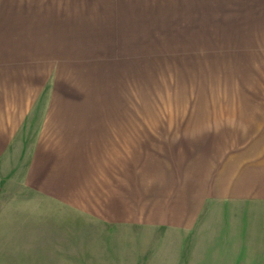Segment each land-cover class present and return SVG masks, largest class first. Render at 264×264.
Masks as SVG:
<instances>
[{
  "label": "rangeland",
  "instance_id": "374dc122",
  "mask_svg": "<svg viewBox=\"0 0 264 264\" xmlns=\"http://www.w3.org/2000/svg\"><path fill=\"white\" fill-rule=\"evenodd\" d=\"M58 78L68 94L69 85L80 92L74 94L77 104L61 101L59 111L70 106L85 112L82 126H143L173 132L145 135L148 139L137 142L145 147L142 164H136L139 178L158 181L154 185L162 194L159 222L163 226L80 220L60 211L53 199L41 207L40 217L33 221L68 224L71 229L65 239L74 235L85 240L84 245L98 240L95 248L81 246L87 257L95 249L98 255L108 252L107 260L95 256L94 261L86 258L80 264H185L186 255L199 259L200 251L207 248L206 253L223 254L226 259L264 256V203L256 204L253 214L242 204V213L233 216L229 202H224L201 238L200 199L185 181L187 176L191 187L200 166L199 146L187 142L200 136L176 135L203 126L212 117L208 107L215 100L226 112V100L264 94V0H0L1 98L9 100L24 91L33 101L25 114L15 117L18 109L9 100L13 113L0 119V123L11 122V140L3 145L8 149L0 151L4 168L0 194L32 195L33 188L23 183L29 168L38 169L39 159L46 172L56 173V151L29 147H39L37 140L49 136V129H43L49 128L46 112ZM156 137L162 138L160 145L155 144ZM243 139L228 136L232 143ZM136 149L131 148L133 158ZM191 152L195 158H189ZM34 175L29 183L38 186ZM10 185L19 190L5 191ZM126 186L131 200L140 198L135 190L142 182ZM179 209L190 214L183 222L178 219L184 214ZM191 222L193 228L180 225ZM100 239L110 247L100 246ZM201 240L208 241L209 247L202 248Z\"/></svg>",
  "mask_w": 264,
  "mask_h": 264
},
{
  "label": "crops",
  "instance_id": "0c3cea01",
  "mask_svg": "<svg viewBox=\"0 0 264 264\" xmlns=\"http://www.w3.org/2000/svg\"><path fill=\"white\" fill-rule=\"evenodd\" d=\"M55 17L61 19L58 14H55ZM40 18L45 20L46 15H40ZM71 18L79 22L87 21V17L71 15ZM95 23L91 26L93 37L96 34ZM35 24L42 27L40 22ZM82 27L75 29L80 31ZM250 50L253 49L250 47ZM56 81L51 98L52 106L50 112H46L49 128L43 129L44 132L49 129V136L47 139L37 140L39 147H29L30 150L56 151V173L48 170L46 172V165L39 159L38 169L34 171L29 168L28 178L25 184L23 183L26 187L33 188L32 195L0 194V264H80L81 260L86 258L89 262L94 261L92 257L95 256L107 260L106 251H101L102 255H98L95 249L88 257L86 252L82 253L81 246L85 240L74 235L65 239V234L71 229L68 224L33 221L40 217L41 207L49 203V199L56 201L60 211L78 216L80 220L86 217L87 221H99L107 225H138L149 228L163 226V223L159 222L160 210L163 209L159 201L162 194L154 185L158 181L153 180L152 184L150 180L139 178L136 164H142L140 157L145 147L142 145L144 143L137 142L148 139L145 135L168 136L173 135V132L169 134L165 129L143 126H82L81 120L87 119L85 112L70 106H65L59 111L61 101L77 104V96L74 94L79 95L80 92H75L74 86L69 85L72 88L68 86L70 95L64 91L63 81L59 78ZM26 84L27 82L23 83L24 86ZM101 86L104 88L106 85L101 83ZM1 91L7 97L3 88ZM20 95L10 96L9 99L12 107L18 109L15 117L25 114L33 102L24 96L26 92L22 91ZM28 97L32 98V95L28 94ZM71 98H74L73 101ZM9 100H2L0 94V119L13 113L12 107H8ZM208 108L212 111V117L208 118L203 126L185 128L184 133L176 134L200 136L190 138L187 142V145L199 146L200 166L196 178L190 184L191 187L187 185V176L185 181L187 189L196 199H200L201 238L210 226L208 222H212L218 215L224 202H229L233 216L234 213H242V204L248 207L245 210L252 213L256 204L264 203V94L239 95L232 100H226V112L217 100ZM10 125V121L4 120L0 123V127L4 129V132L0 133V151L8 149L3 145L11 140ZM127 135H140L143 139L129 138ZM228 136H244V139L242 142L232 143L228 141ZM161 140V137H156L155 144L160 145ZM132 147L137 148L135 158L131 153ZM195 154L192 157V152L189 153V158H195ZM34 161L35 159L33 164ZM128 161L131 163L126 166ZM3 173L4 168L1 167L0 181ZM33 173V180L38 186L29 183ZM131 181L142 182L143 186L135 190L140 198H129L126 183ZM120 183L122 186L118 187ZM15 186L10 185L5 191L17 190ZM179 210L184 213L178 216L183 222L190 214H187L188 209ZM174 225L193 228L192 222ZM99 242L100 246L110 247L105 239H100ZM97 243L98 240H89L84 247L95 248ZM209 245L208 241L201 240L202 248ZM207 249L200 251L199 259L191 254L186 255L185 264H264V256L248 255L226 259L223 254L206 253ZM50 256L53 257L51 262ZM188 258L194 260L189 261Z\"/></svg>",
  "mask_w": 264,
  "mask_h": 264
}]
</instances>
